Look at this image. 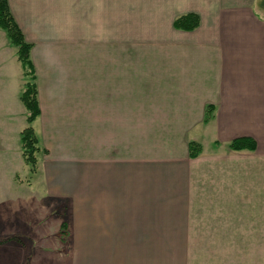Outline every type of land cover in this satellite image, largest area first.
Segmentation results:
<instances>
[{"label": "crops", "instance_id": "crops-1", "mask_svg": "<svg viewBox=\"0 0 264 264\" xmlns=\"http://www.w3.org/2000/svg\"><path fill=\"white\" fill-rule=\"evenodd\" d=\"M8 4L40 110L31 172L22 68L0 31V235L29 238L0 245L13 264H161V251L251 242V211L264 219V0ZM187 13L198 26L175 28ZM239 137L255 149H230Z\"/></svg>", "mask_w": 264, "mask_h": 264}, {"label": "trees", "instance_id": "trees-1", "mask_svg": "<svg viewBox=\"0 0 264 264\" xmlns=\"http://www.w3.org/2000/svg\"><path fill=\"white\" fill-rule=\"evenodd\" d=\"M199 24V18L194 13H187L177 17L173 26L177 29L192 30ZM0 28L6 33V36L15 48L17 58L20 62L24 84L20 93V99L26 109V122L27 126L20 132V147L22 149V156L24 162L28 164L30 171L36 170V152L38 150V139L34 129L31 127V123L37 118L40 113L38 104V92L36 85V77L34 66L30 57L31 43L27 42L24 35L17 25L13 15L11 14L8 0H0ZM214 106L208 104L205 107L204 119L206 123L213 117ZM228 147L233 150H254L255 141L252 138L239 137L233 139ZM201 152V145L196 141L188 142V154L189 157L194 158ZM58 234L65 238L67 235V224L63 221ZM12 236H6L1 241L8 240Z\"/></svg>", "mask_w": 264, "mask_h": 264}, {"label": "rangeland", "instance_id": "rangeland-1", "mask_svg": "<svg viewBox=\"0 0 264 264\" xmlns=\"http://www.w3.org/2000/svg\"><path fill=\"white\" fill-rule=\"evenodd\" d=\"M0 31L4 32L3 29L0 28ZM6 34V33H5ZM4 37V36H3ZM7 38V36H5ZM7 47L11 45V50H14V46L10 44L7 38ZM5 43L4 38L0 39V63L2 61L1 53L3 44ZM16 49V48H15ZM15 57H17L16 50L13 52ZM3 67V66H2ZM1 68H0V115H4V112L9 109L8 101L10 91L8 88L6 91H3L1 85L7 84V75L5 77L1 76ZM5 98L3 100L1 98ZM31 127L34 129L33 124H30ZM27 126V123L24 127ZM35 131V130H34ZM36 134V133H35ZM20 143V138H19ZM21 148V147H20ZM22 152V149H21ZM26 164V163H25ZM28 166V164H26ZM5 189L0 188V192ZM3 192L1 193L0 197H2ZM251 211V242L248 243L247 241H243L241 237V243L238 247L239 250L230 251V250H219V251H201L199 245H192L193 248L188 251H177V252H163L161 251V264H264V219L257 218L262 216L261 213H252ZM261 214V215H260ZM256 218H253V217ZM1 234V232H0ZM6 236L0 235V239H3ZM8 241H15L16 243L25 245L29 244V238L23 235H15L9 238L8 240H4L0 242V245H4ZM221 248L227 246H220ZM6 250L4 248H0V261L4 264H13L10 261L14 258V255L11 254L7 255ZM9 257V258H8ZM30 255H27L25 264H28ZM8 259V260H7ZM166 261V262H165Z\"/></svg>", "mask_w": 264, "mask_h": 264}]
</instances>
